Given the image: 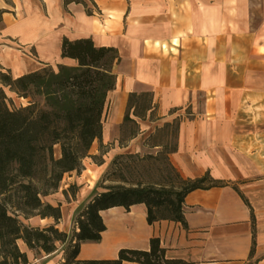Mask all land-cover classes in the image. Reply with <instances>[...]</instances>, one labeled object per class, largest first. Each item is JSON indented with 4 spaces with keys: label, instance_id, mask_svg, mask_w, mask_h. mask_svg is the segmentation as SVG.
<instances>
[{
    "label": "crops",
    "instance_id": "1",
    "mask_svg": "<svg viewBox=\"0 0 264 264\" xmlns=\"http://www.w3.org/2000/svg\"><path fill=\"white\" fill-rule=\"evenodd\" d=\"M83 1L92 15L83 4L65 0H0V71L13 78L44 67L75 66L61 58L64 38H92L98 47L116 49L120 58L113 67L116 86L107 97L102 140L93 143L83 170L66 174L59 190L43 199L61 206V221L32 217L24 224L56 225L70 234L79 209L120 184L107 179L113 162L143 153L142 138L157 123L180 120L171 164L184 179L208 173L225 186L187 195V228L172 221L149 224L144 204L101 212L107 228L102 240L83 243L78 260H115L122 249L149 251L157 238L168 260L264 264V21L254 25L250 0H229L228 7L225 0ZM31 49L37 60L23 53ZM133 93L153 94L156 117L150 121L148 113L149 124L136 120L138 135L121 144ZM18 245L29 264L65 261L59 248L48 255L36 254L23 241Z\"/></svg>",
    "mask_w": 264,
    "mask_h": 264
},
{
    "label": "trees",
    "instance_id": "2",
    "mask_svg": "<svg viewBox=\"0 0 264 264\" xmlns=\"http://www.w3.org/2000/svg\"><path fill=\"white\" fill-rule=\"evenodd\" d=\"M71 2L83 4L92 15L85 1L65 0ZM61 58L73 60L76 65H58L57 71L44 67L19 78L0 71V264H29L19 241L30 250L39 249L48 255L58 250V244L67 245L63 264H186L168 260L157 238L151 240L149 251L122 249L115 260H78L83 243L102 240L107 228L101 212L115 207L129 210L144 204L149 224L172 221L187 228L183 207L187 195L199 189L225 186L208 173L198 179H184L170 159L173 175L167 177L168 182L142 179L129 182L121 178L115 180L120 184L98 193L79 209L72 235L60 231L56 225L41 229L24 224L23 219L32 217L52 218L56 224L61 221V206H52L43 199L59 190L66 174L82 171L83 160L89 156L93 143L102 140L107 97L116 86L113 67L120 60L116 49L98 47L92 38L75 41L64 38ZM8 93L16 99L43 97L45 109L38 111L34 103L16 108ZM153 101L152 93L129 96L121 144L138 135L136 120L143 121L150 112L155 114ZM130 125L138 128L129 129L126 136ZM173 125L178 137L180 120L166 127ZM176 151L177 142L168 151V158ZM121 157L115 160V165ZM93 159L100 163L97 157ZM112 174L111 171L107 179ZM255 245L254 241L251 255Z\"/></svg>",
    "mask_w": 264,
    "mask_h": 264
},
{
    "label": "rangeland",
    "instance_id": "3",
    "mask_svg": "<svg viewBox=\"0 0 264 264\" xmlns=\"http://www.w3.org/2000/svg\"><path fill=\"white\" fill-rule=\"evenodd\" d=\"M225 7L229 6V0H225L224 2ZM247 6V3H246ZM250 6V12L252 15V22H254V25L261 24L264 21V0H250L249 1ZM24 54L28 56H32L35 60H37V55L34 50H30L29 52L23 51ZM53 69V68H52ZM10 74L9 72H7ZM11 75V74H10ZM9 97L13 98V106L16 108L19 107H27L31 103L36 104V109L38 111H43L44 108V100L43 97L35 96L32 98H21L16 99L14 96L10 93H8ZM148 116V114H147ZM156 117V113L153 115H150V121H154ZM146 117L143 119L145 123L149 124ZM162 123H157V126L155 128L151 129L146 133V135L143 136L142 140L145 141V151L140 154H125L123 157H121L120 160L117 161L115 165V161L113 162V169H112V175L110 176V179L112 180H121L126 179L129 182H135L137 180L142 179L144 182H168L167 177L171 174L170 170V164H169V158H168V151L171 147H174L177 141V130L175 125L171 127H166V125ZM161 128H158L160 127ZM166 127V128H165ZM131 128L137 129L138 127H135L134 125H130L128 130L125 131L124 135L128 136L130 134ZM154 145H163L164 148H155ZM59 150L56 151V157H59ZM142 155V156H141ZM138 156V158L136 157ZM144 157L143 159H140ZM85 160V159H84ZM96 164H98V161L94 160ZM83 165V164H82ZM84 166H82L83 170ZM86 175L90 176L93 179V175L88 171ZM77 188V186H76ZM79 188H77V191ZM75 189L69 188L70 195L72 198H76ZM79 192V191H78ZM66 200H70L66 196ZM67 207H70V205H67ZM73 208V207H72ZM71 209V208H70ZM78 213V212H77ZM76 213V214H77ZM75 220V218H74ZM73 230L71 231L70 235H72ZM67 245H61L58 244V248L60 252L64 251L65 255V249ZM36 252V254L39 253V249L33 250Z\"/></svg>",
    "mask_w": 264,
    "mask_h": 264
}]
</instances>
